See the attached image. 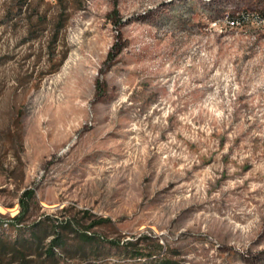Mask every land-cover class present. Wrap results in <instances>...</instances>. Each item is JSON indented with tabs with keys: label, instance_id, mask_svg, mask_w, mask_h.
Instances as JSON below:
<instances>
[{
	"label": "rangeland",
	"instance_id": "374dc122",
	"mask_svg": "<svg viewBox=\"0 0 264 264\" xmlns=\"http://www.w3.org/2000/svg\"><path fill=\"white\" fill-rule=\"evenodd\" d=\"M241 13L264 0H0V235L65 216L184 264H264V21Z\"/></svg>",
	"mask_w": 264,
	"mask_h": 264
},
{
	"label": "trees",
	"instance_id": "16d2710c",
	"mask_svg": "<svg viewBox=\"0 0 264 264\" xmlns=\"http://www.w3.org/2000/svg\"><path fill=\"white\" fill-rule=\"evenodd\" d=\"M23 3L20 5L25 4ZM62 15L64 17L60 26L64 28L68 13ZM52 39L53 37H51ZM64 57L65 51L61 60ZM98 82L99 80H97ZM30 201L37 206L34 190L25 188L18 197L19 210L10 219L15 227L21 225L22 216L29 209ZM82 213L88 214L86 210H82ZM87 217L89 219L86 222L87 228L103 222L111 223L108 218L93 215H87ZM75 225L73 220L63 216L62 219L56 218L51 223L52 229L50 227V231L44 221L39 220L34 224V227L27 231V234L21 232L14 238L0 235V264H74L76 261L85 262L99 256L107 244H113L118 253L126 259L117 264H184L180 260L169 256L166 252L159 256L162 245L151 237L146 236L135 240H105L106 242H104L102 236L87 229H75ZM68 235H71V238H68ZM47 237L49 238L45 242ZM142 242H149L153 245L142 248L140 246ZM86 264H90V262H86Z\"/></svg>",
	"mask_w": 264,
	"mask_h": 264
},
{
	"label": "built area",
	"instance_id": "2783aa9c",
	"mask_svg": "<svg viewBox=\"0 0 264 264\" xmlns=\"http://www.w3.org/2000/svg\"><path fill=\"white\" fill-rule=\"evenodd\" d=\"M251 17L253 20H256L257 22H262L264 21V16L261 17L259 14H252V16H249L248 14L241 13L238 17L236 18H228L229 23L235 24L239 22H244L245 20L249 19Z\"/></svg>",
	"mask_w": 264,
	"mask_h": 264
}]
</instances>
